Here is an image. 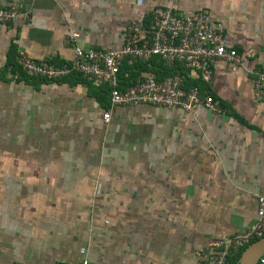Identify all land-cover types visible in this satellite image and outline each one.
Listing matches in <instances>:
<instances>
[{"label":"crops","instance_id":"obj_1","mask_svg":"<svg viewBox=\"0 0 264 264\" xmlns=\"http://www.w3.org/2000/svg\"><path fill=\"white\" fill-rule=\"evenodd\" d=\"M20 4L31 19L0 26V264H197L211 240L254 223L264 195V100L254 95L264 0H0ZM156 6L224 25L243 65L215 60L209 87L181 69L222 111L120 105L105 122L107 85L77 73L12 77L18 46L59 65L76 44L120 49L128 25L152 27ZM161 65L169 70L155 57L141 76L163 79Z\"/></svg>","mask_w":264,"mask_h":264},{"label":"built area","instance_id":"obj_2","mask_svg":"<svg viewBox=\"0 0 264 264\" xmlns=\"http://www.w3.org/2000/svg\"><path fill=\"white\" fill-rule=\"evenodd\" d=\"M31 9L20 5H0V26L31 19ZM152 27L144 29L137 24L126 27L124 45L120 49H85L74 46L71 62L59 65L52 61H39L18 46L17 68L14 79L27 77L47 81H60L75 73L88 81L107 85L110 89V104L103 112L109 122L112 110L120 105L150 104L180 108L194 112L198 107L211 112L222 111L210 90L201 92L199 86L187 87L181 73L167 75L163 79L138 76L136 81L122 86L119 74L124 64L134 65L138 61H150L160 57L169 69L183 67L199 74V79L208 87L213 82L215 60H225L236 66L243 65L242 54L232 46L222 23H210L201 12L181 14L172 6H156L151 14ZM78 36L71 33L72 41ZM254 95L264 100V69L254 81ZM257 218L247 230L227 237L215 238L198 251L197 264H237L247 246L264 236V195H256ZM13 264H24L14 262ZM55 264H92L88 257L79 262L58 261ZM257 264H264V254Z\"/></svg>","mask_w":264,"mask_h":264},{"label":"trees","instance_id":"obj_3","mask_svg":"<svg viewBox=\"0 0 264 264\" xmlns=\"http://www.w3.org/2000/svg\"><path fill=\"white\" fill-rule=\"evenodd\" d=\"M14 57L16 58V51L12 54V55H10V58H9V61H8V64H12V65H14V66H18V65H16L17 64V62L16 61H14ZM155 57H158V56H155ZM155 57H153L152 59H150V61H147V62H144V61H138V62H136L133 66H126V70H124V71H127V72H129V78L128 79H126L127 81H126V83H121L122 84V86L124 87V86H127V85H131V84H133L135 81H136V78L138 77V76H141L144 72H146V70L148 69V64H149V62H152V60L155 58ZM158 58H160V57H158ZM14 62H16V63H14ZM17 68V67H16ZM161 68H163L164 70H165V72H166V74H165V76H167V75H172V74H175V73H182V67H180V66H177L175 69H169V70H166L162 65H161ZM146 69V70H145ZM121 70H123V67H122V69ZM164 76V77H165ZM119 77H121V71H120V74H119ZM154 78H156V77H154ZM198 82H193V83H190V84H187V87H191V85L193 86V85H195V84H197ZM109 104L110 103H108V105H107V108H108V106H109ZM241 258V257H240ZM239 261H240V259H238ZM239 261H238V263H239ZM237 263V264H238Z\"/></svg>","mask_w":264,"mask_h":264},{"label":"water","instance_id":"obj_4","mask_svg":"<svg viewBox=\"0 0 264 264\" xmlns=\"http://www.w3.org/2000/svg\"><path fill=\"white\" fill-rule=\"evenodd\" d=\"M264 254V236L253 241L242 253L238 264H257Z\"/></svg>","mask_w":264,"mask_h":264},{"label":"rangeland","instance_id":"obj_5","mask_svg":"<svg viewBox=\"0 0 264 264\" xmlns=\"http://www.w3.org/2000/svg\"><path fill=\"white\" fill-rule=\"evenodd\" d=\"M248 247V246H247Z\"/></svg>","mask_w":264,"mask_h":264}]
</instances>
